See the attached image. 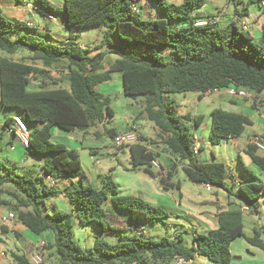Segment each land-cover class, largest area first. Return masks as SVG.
Returning a JSON list of instances; mask_svg holds the SVG:
<instances>
[{
  "label": "trees",
  "instance_id": "obj_1",
  "mask_svg": "<svg viewBox=\"0 0 264 264\" xmlns=\"http://www.w3.org/2000/svg\"><path fill=\"white\" fill-rule=\"evenodd\" d=\"M150 1L164 18H144L134 10V7L138 9L140 0H64L62 19L70 36L61 41L40 33L50 42L38 37L39 31L28 24L7 18L0 8V52L15 55L26 51L31 62L0 58V108L13 110L22 117L30 128L27 156H42L44 160L43 177L18 174L17 167L0 162V208L10 210L17 221L37 235L51 232L53 239L46 242L45 258L48 250H54L60 264H170L178 258L193 261L199 256L212 264H231V244L241 237L264 255V227L255 229L252 237H246L245 212L241 210L222 211L218 215V228L196 232L192 245L182 235L175 240L144 238L145 227L137 225L130 227L138 234L126 236L116 244L98 238L92 248H81L75 239V220L84 227L98 226L103 234H122L130 229L129 222L153 224L170 218L166 210L142 198L119 195L110 175L102 177V189H93L79 153L51 141L54 126L74 132L111 123L115 117L111 101L97 87L109 82L115 73L122 76L125 96L144 100L138 118L145 116L158 130V140L150 143L139 135L138 143L127 146L131 170L144 167L146 173L155 177L151 163L160 155L149 147L161 143L177 161L186 163L182 171L190 181L223 189L241 200L250 209L249 215L260 213L263 182L243 168L250 180L233 192L227 184L229 172L224 163L199 161L193 150L192 129L200 127L204 117L179 116L173 97L199 93L202 100L208 93L229 85L254 94L263 93V48L235 23L221 29L206 20L205 26H196L200 21L197 22L199 18L195 14L205 6L206 0H183L180 4ZM38 2L43 6L41 10L53 18L56 16L52 5L43 0ZM170 23L177 27L172 28ZM181 23L188 26L182 27ZM82 28L101 31L97 54L91 55L89 49L76 42L73 31ZM108 54L116 55L117 59L106 69L103 62ZM38 63L43 68L37 67ZM50 70L58 71L59 82L51 78ZM38 77L40 89L29 91L28 86ZM62 83L68 87H50ZM9 120L3 129L11 128ZM10 122L14 124L13 118ZM250 125L249 118L241 113L215 109L211 113L210 142L219 146L224 141L238 139ZM106 134L116 137L115 130H106ZM2 137L0 133V144ZM257 153L249 144L247 155L264 173V155ZM163 173L166 172L159 171L158 175L167 188L172 173L167 172V176ZM45 177L71 179L72 184L60 189L46 182ZM4 186L9 189H3ZM59 196L67 198L77 209L76 213L58 210L50 213L47 203ZM110 204L122 213L120 217L107 209ZM6 232L7 227L1 225L0 234ZM30 253L15 254L13 262L30 264Z\"/></svg>",
  "mask_w": 264,
  "mask_h": 264
},
{
  "label": "crops",
  "instance_id": "obj_2",
  "mask_svg": "<svg viewBox=\"0 0 264 264\" xmlns=\"http://www.w3.org/2000/svg\"><path fill=\"white\" fill-rule=\"evenodd\" d=\"M43 1L48 5H52L54 9L55 8L62 9L64 2V0H43ZM168 1L177 4L183 2V0H168ZM230 2L235 3L236 0L233 1L206 0L205 6L199 9L195 14L196 17L199 18L197 22L210 20L213 21L215 25L221 29L226 28L229 25L235 23L239 30L251 34V36L253 37V41L259 46H261L264 50V9L262 7V3L264 2V0H254V1L249 0L248 4H243L244 6L243 11H240L238 8H235L232 13L229 12ZM239 3H241V1ZM41 6L42 5L38 2V0H31V1L0 0V8L3 14L7 18L15 21L18 20L24 22L29 26H31V28L40 31L41 33H46L51 37L55 38L56 40H61V41L67 40L70 36V34L68 33L70 32L65 24V20L58 18L53 13L52 14L54 15V18L52 20L45 18L43 15H41L35 10L36 8L41 10ZM147 7L150 9V11H148ZM141 9L144 10V15L146 19L164 18V16L157 10L155 5L150 0H140L138 7L139 13H141ZM37 14L41 16L42 20H36V22H34V20L31 19L32 18L36 19L38 16ZM179 25L182 27H186L188 26V23H181ZM97 44H95L94 52L91 53V55H95L99 52V50L96 49ZM116 59H117L116 55L108 54L105 58V61L103 62L104 67L107 69L109 64L113 63ZM27 63L29 64L31 62H27ZM50 71L52 75L56 76L55 71L53 70ZM58 76L60 77L59 74ZM40 81H41L40 77L35 79L28 86V90L29 91L39 90ZM112 82L113 81L111 79L109 82L98 86L97 90L104 95H108L111 92L116 91L115 92L116 95L122 96L123 98H129L124 94L123 84H120V82L118 81H115L113 83ZM121 83H122V77H121ZM60 86L65 88L68 87L66 83H62L59 85L50 84L51 88H60ZM231 86L232 85H229L228 87ZM227 88H223L220 91L208 93L206 96L212 97L211 104L221 106L223 105V103L227 102L231 106L238 108L239 110L237 112L234 111L232 112L241 113L246 117H248L249 120L251 121V125H250L251 129L249 132H247L246 129L243 135L244 140L242 136L238 139H232L226 141L232 145L233 148L232 154L234 157H237V161H238V168L236 167L234 161L230 162V164H227L226 166L229 172L227 184L229 187L233 189V192H235L236 189L241 184H246L250 180L249 177H246L247 174L243 169L244 166L242 164V159L243 157L246 156L247 162L249 164L254 165L251 162L249 156L247 155L248 145L250 144L251 138L256 134L264 135V92L261 94L252 93L254 95L253 98H231L227 94ZM140 104H141V109H143L144 107L143 99H141ZM127 106H128V110H130L129 111L130 114L125 116L126 120L131 121L133 118L137 120L141 110L138 111L136 108L133 107V104L130 103H127ZM115 114L116 112L114 111V115ZM15 115L16 114L13 115L11 113L8 114L7 112V115L5 116L4 125L6 121H8V119L12 120V118ZM196 116H203V115L198 114ZM10 120H9L10 127L15 128L14 124L10 122ZM106 124H99L87 131L66 132L58 128L57 126H54L51 129L52 138L56 139L55 143L64 144L68 149L74 150L77 153H79L80 158L85 160L86 167L87 169H89L86 170L83 167V170L87 176V181L91 179H96L98 181V190L102 189L103 187L102 177L105 175L101 172L100 168L98 167L99 166L98 160L93 158V154H95L96 152L92 147H94L95 144L94 142L88 143V140L94 141L93 139L95 137L99 138L101 137V135H105L106 130H108L105 129ZM210 127H211V119H210V123L206 124L205 126V130L208 136L210 133ZM132 128H135L138 131L139 135H143L134 124L132 125L129 124L128 128L120 132H117L115 129H110V130H115V136H117ZM202 128L203 127L200 126V127H194L192 129V134L198 137L200 139V142L202 137L199 135L198 131ZM155 133L157 134L158 132L155 131ZM9 136L11 139L18 142V145L26 155L27 151L22 147L19 139L16 137H12L10 134ZM13 146H14L13 143H10V147L13 148ZM149 148L153 150V146H150ZM155 149L153 151L157 152L160 155L159 158L157 159L165 160L167 159V157H169L170 159L169 162L171 161L170 164L172 166L174 165L176 166L175 173L171 174V178L170 180H168L167 185H170L171 188H174L175 190L178 191L180 199L178 200L174 198V201H171L170 204H163V205L164 207L168 209L169 208L173 209L176 213H180L181 215H184L187 218L190 217L192 220L191 223L193 226V230H192L193 235L196 232L206 233L211 230H216L219 225L218 215L222 211H226V210L243 211V209L247 207L241 200H238L235 196H230L225 190L220 188L210 187L209 190L207 189L206 185L194 183V187H189V190H184L178 175L180 169H182V167L185 166L186 163H181L177 161L176 158L171 156L169 153L166 154L167 153L166 148L164 149V152L166 153H161L159 152V150H155ZM127 150H129L128 147H121L120 149H118L117 152L112 153L111 156H117L119 153L125 154ZM203 151L204 149L202 146L198 157L199 161H201L200 157L204 153ZM208 151L207 152L205 151L204 153L206 159V161L204 162H216L217 160H216V156L214 155V151L213 150L212 152L211 151L208 152ZM257 154L263 156V154L261 153H257ZM211 156L213 157V160H211L212 159ZM43 161L44 160L41 159L40 162L39 176L41 177H43V172L41 168ZM125 169H129V168L126 167ZM165 172L167 173L166 169ZM259 172L263 176L262 179L264 181V173H262L260 169ZM110 173H112V170H110ZM45 181L48 183L50 182L52 185H55V187L60 189L70 186L72 184L71 179L54 180L51 177H45ZM47 206L50 213L54 212L55 210L69 212V213L70 212L76 213L77 210L64 196H59L58 198L50 200L47 203ZM8 213L10 212H7L6 215H8ZM6 215L4 211H0V217ZM250 216L254 218L257 217L260 218V216H262V213L260 212L258 215H250ZM177 217L183 218V216H177ZM74 223L76 225H79L78 221L76 220L74 221ZM6 227H7V232L0 234V264H15L13 262V256L15 254L20 255L30 252L32 247L40 241H45L47 243L52 241V240H48L49 237L47 236L46 239L40 240V237L42 235H37L31 232L22 223H20L17 220L12 221L8 225H6ZM262 227H264V224L262 225L259 224L257 227L253 228V232L255 229L259 230ZM198 228L200 229V232H198ZM244 234H245V228H244ZM245 236L248 237L246 234ZM263 237L264 235H262V240L264 241ZM13 239H16L17 244L16 245L14 244V248L11 249L8 245V242ZM244 239L245 238L243 237L238 238L231 244L230 251L233 256V261L231 262V264H264V257H263L264 255L263 256L261 255L262 251L259 249L261 251V252L259 251L260 252L259 253L258 251L253 249L255 247L252 248L249 247L244 243ZM189 244L192 245L193 241ZM54 254H55L54 250H48L46 252V257H50ZM191 264H212V263L207 258L199 256L195 260L191 261Z\"/></svg>",
  "mask_w": 264,
  "mask_h": 264
},
{
  "label": "rangeland",
  "instance_id": "obj_3",
  "mask_svg": "<svg viewBox=\"0 0 264 264\" xmlns=\"http://www.w3.org/2000/svg\"><path fill=\"white\" fill-rule=\"evenodd\" d=\"M31 1V0H27ZM241 1V3L239 2ZM249 0H236L235 3L230 2L229 3V12L232 13L235 8H238L240 11H243L244 6L243 4H248ZM148 11L150 9L147 7ZM54 12H56V16L60 19H62V9L55 8ZM141 14L145 18L144 10L141 9ZM38 15V14H37ZM31 20H42L41 16H37L36 19L32 18ZM172 28H176L177 26L175 23L169 24ZM50 26V25H49ZM37 36L43 39L44 41H49L45 39L39 32ZM70 34V33H68ZM73 35L76 38V42L82 46L83 48H87L91 51V53L94 52V46L97 44L102 36L101 31L98 28H82L78 30L73 31ZM50 42V41H49ZM29 53L26 51L19 52L15 55H9L0 52V58H8L10 60H16V61H25L30 62L28 60ZM37 67L43 68L41 64H38ZM56 73V76L50 74L52 79H55V81H58V71L53 70ZM51 73V72H50ZM121 74L115 73L112 75V81H118L121 83ZM112 82V83H113ZM52 83V82H51ZM98 89V88H97ZM103 90V89H102ZM116 92V91H115ZM115 92H111L110 94L106 95L111 101L110 107L113 109V111L116 112L115 117L112 119L111 123L106 124L105 129H115L117 132L123 131L126 128H128L129 124H134L140 132L146 136L148 141L152 143L154 140H158L157 134L158 132L155 125L150 122L148 119L145 118V116L138 118L135 120L134 118L129 121L126 120L125 116L129 115L128 106L127 103L133 104V107L136 108L138 111L141 109V98L134 100L132 98H123L122 96H118L115 94ZM225 95V94H224ZM174 100L176 101L178 105V111L179 116H186V115H192L196 116L198 114H202L204 116V122L201 125L203 127L200 129L199 135L202 137L201 144L205 151L212 152L214 151V155L216 156V162H222L226 166L227 164H230V162H235L236 167L238 168V161L237 157H234L232 154V145L226 141L222 142L219 146H214L209 139L208 134L206 133L205 126L206 124L210 123L211 119V112L215 109H223L228 112H237L239 109L231 106L229 103H223V105H215L211 104L212 97L206 96L202 100L199 99V93H185V94H176L174 95ZM128 101V102H126ZM244 103V102H243ZM11 113L14 115L13 110H6L3 108H0V133L3 134L2 137V144H0V162L2 164H5L8 167L15 166L17 167V173L18 174H25L29 173L31 175L39 176L40 172V162L41 159L43 160L42 156H27L25 155L20 146L18 145V142L11 139L9 136V133L6 132L3 129L4 122H5V116ZM130 122V123H129ZM134 122V123H133ZM185 125H187L186 122H184ZM247 132L250 131V126L247 128ZM126 132V131H125ZM124 133V132H123ZM94 151L96 152L93 154V158L98 160L99 168L101 172L106 176L110 175L112 176L116 186H117V192L121 196H134L139 197L145 200L147 203L156 206L161 207L164 210H166L170 218L166 221H158L153 224L151 223H132L129 222V230L122 234H103L98 226L90 225V226H82V225H76L73 224V231L75 234V239L78 243V245L81 248H92L95 244V241L98 238H101L105 240L109 244H116L120 243L124 240L126 236H133L135 234H138L136 230H131L132 227L130 226H139V227H145V231L143 232V237L147 239H154L158 240L163 237L175 240L178 236L182 235L184 240L188 243H191L193 241L194 235L192 233L193 226L191 223L190 217H185L184 215H181L180 213H176L173 209H168L164 207L163 204H170L171 201H174L175 199H180V196L178 194V191L174 188H171L170 185H167V188H165L161 184V176L158 175L159 171L152 169L154 171L155 177L149 175L145 172L144 167L138 169V170H131L130 167V153L129 150L126 151L125 154L119 153L117 156H111L112 153H115L120 149L115 145L114 139L111 138L109 135H101L99 138H94ZM244 140V136H243ZM51 141L55 143L56 139L52 138ZM10 143H13V148L10 147ZM22 145V144H21ZM153 150H159L161 153L164 152V145L159 143L152 145ZM23 147V146H22ZM24 148V147H23ZM208 151V152H209ZM202 154L200 157L201 161H206L205 154ZM168 154V152L166 153ZM211 160H213V157L211 156ZM81 159V158H80ZM166 169L167 172L171 171V173H175V168H172V165L169 162V157L167 159L159 160L157 159ZM82 167H84L86 170V162L84 159H81ZM243 168H245L249 173L255 175L258 180L264 183L263 176L260 174L259 169L247 162V157H243L242 159ZM128 167L129 169H125ZM110 170H112V173H110ZM241 171V169H240ZM243 171V169H242ZM246 177H248V173H246ZM163 175H166V173H163ZM167 176V175H166ZM179 180L181 181L182 187L184 190H189V187H194V183L190 181L182 169H180L179 172ZM260 181H257L260 183ZM89 184L93 187V189L98 190V181L96 179H91L88 181ZM3 189H9V186H4ZM107 209L114 214L116 217L121 216V212L114 207L112 204L107 206ZM0 211H4L5 215L7 212H11L10 210L6 208H0ZM175 213H174V212ZM259 211L262 213V216L260 218H254L250 216L247 212L244 214V225H245V234L248 237H252L254 235L253 228L257 227L259 224H264V192L261 193V199H260V207ZM50 212V211H49ZM63 213H69L64 212ZM177 216H183L177 217ZM123 218V217H122ZM1 226V225H0ZM198 232H200V229L198 228ZM264 235V234H263ZM49 237L48 240H52L53 234L51 232H47L42 234L40 237L41 239H46ZM264 239V237H263ZM244 243L248 245L249 247H253L250 244L247 243V241L244 239ZM14 244L16 245V239H13L8 242V245L11 249L14 248ZM239 247V246H238ZM256 251H260L257 248H253ZM261 252V251H260ZM259 252V253H260ZM261 255L263 256L262 252ZM264 257V256H263ZM45 264H60L59 257L54 254L50 257H46V263ZM170 264H176V262H171Z\"/></svg>",
  "mask_w": 264,
  "mask_h": 264
},
{
  "label": "built area",
  "instance_id": "obj_4",
  "mask_svg": "<svg viewBox=\"0 0 264 264\" xmlns=\"http://www.w3.org/2000/svg\"><path fill=\"white\" fill-rule=\"evenodd\" d=\"M262 7L264 9V2L262 3ZM38 13L43 15L45 18L52 20L53 16L48 14L47 12L40 10V9H35ZM134 10H138L136 7H134ZM208 21H200L196 24V26H205ZM227 94L231 98H253L254 95L245 90V89H238L234 86L228 87L227 88ZM14 121V126L15 128H8L5 127L4 130L8 132L11 136H15L16 138L19 139L20 143L24 147V149H28L30 146V128L28 125L24 122L22 117L15 115L13 117ZM139 139V133L135 128H132L124 133H121L117 135L114 139L115 145L119 148L121 147H127L134 145L138 143ZM250 144L254 146L257 149L258 153H261L264 155V135L262 134H256L254 135L251 140ZM202 145L200 142V139L196 136H194V154L199 155L201 151ZM152 169L158 170V171H165L163 165L157 160H153L152 163ZM207 189L210 190V186H207ZM243 212H250V209L248 207L243 209ZM17 220V217L14 213L10 212L6 216H1L0 217V225L6 226L12 221ZM46 242L45 241H40L36 243L31 250V253L29 255V261L30 264H44L45 263V250ZM176 264H191V261H188L184 258H178L175 260Z\"/></svg>",
  "mask_w": 264,
  "mask_h": 264
},
{
  "label": "water",
  "instance_id": "obj_5",
  "mask_svg": "<svg viewBox=\"0 0 264 264\" xmlns=\"http://www.w3.org/2000/svg\"><path fill=\"white\" fill-rule=\"evenodd\" d=\"M200 184V183H199Z\"/></svg>",
  "mask_w": 264,
  "mask_h": 264
}]
</instances>
